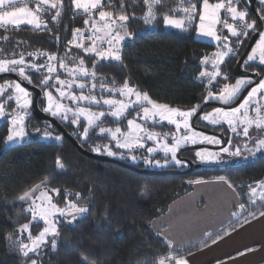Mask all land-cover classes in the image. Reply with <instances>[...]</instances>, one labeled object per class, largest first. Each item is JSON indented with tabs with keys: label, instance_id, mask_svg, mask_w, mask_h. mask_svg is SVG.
I'll return each mask as SVG.
<instances>
[{
	"label": "trees",
	"instance_id": "16d2710c",
	"mask_svg": "<svg viewBox=\"0 0 264 264\" xmlns=\"http://www.w3.org/2000/svg\"><path fill=\"white\" fill-rule=\"evenodd\" d=\"M64 2L66 10L58 24L53 25L51 19L47 18L48 28L51 31H33L30 26H21L19 30L11 29L7 32L0 29V37H9L7 42L0 39V48L4 49V54L11 58V53L14 51L26 54L45 50L64 56L67 42L72 38V29L84 26L83 17L73 18L71 0H64ZM118 2L119 0L116 6ZM176 2L177 0H161L155 10L163 11L164 7ZM192 2H196L197 7L202 4V0H192ZM209 2L213 3V0ZM126 6L127 12L130 15L134 12L137 18L130 19L128 22L129 31L135 35L123 44L121 51L123 62L101 61L96 69L109 81L115 78L116 84L120 85L128 79L139 90L147 91L153 100L187 110L195 105H200L201 108L205 104L204 97L209 90L217 92L225 83L231 84L238 79L233 75V68L254 32H250V35L243 39L234 57L224 61L220 66L222 75L210 85L207 80L199 78L200 72L203 71L201 60L214 52L215 46L196 39L194 26L185 33H177L163 27L144 31L141 17L146 11V6L142 0L126 1ZM255 7L261 15L258 9H264V6L261 7L260 0H256ZM239 8L247 9L249 20L255 19L248 10L247 0H241ZM21 41L23 43L18 45ZM71 55L84 56L80 50L74 48ZM84 58L91 69L95 57L84 56ZM44 59L40 58L37 62L43 63ZM241 69L257 73L261 79L264 77V65L259 63L250 62L249 65H244L243 61ZM30 74L33 83L25 82L41 90L38 86L40 74ZM224 75H227V80H224ZM97 93H99L98 90ZM206 103L221 104L219 101L212 100ZM208 111L209 108H205L203 113ZM202 114L193 122L195 126L215 133H223L227 140L231 137L234 141L232 132L227 126L219 125L210 128L200 123ZM35 121L39 125L47 124ZM62 126L88 152H91L96 145L109 143L107 138L97 135V130L90 132L85 142L69 131V125ZM159 128L166 129L165 126ZM52 130L55 137L61 136L54 127ZM35 131H38L36 136L31 135L34 131L29 133L28 142L4 148L7 130L5 125L0 126V264H26V258L7 251V236L16 234L17 224L13 223L14 221L19 220L23 223L29 217L25 211L26 204L19 202L17 197L45 176L50 178L52 186L67 188L73 193L81 192L84 199L80 203L88 204L90 211L73 223L64 221L59 223L60 236L57 238L56 249L53 250L50 245L45 246L39 257L32 256L38 259L40 264H154L158 256L166 255L170 249L164 243V238L159 231L153 228L152 222L165 215L173 202L191 192L192 184L189 183L191 180L206 181L220 176L227 177L234 185L239 204L244 203L246 208L241 211L238 206H234L231 214L237 212L238 215H232L227 226L213 232L211 236H207L198 243L175 250L180 256L186 257L199 251L217 237L245 223V220L252 219L251 214L254 213L256 217L264 211V201H258L255 204L248 202L247 188L264 180V156L250 161H241L238 158L227 165L223 163L207 165L184 176L152 177L139 175L114 164L91 160L79 154L62 136L60 140L53 136L50 141H39L46 131L39 129ZM189 148H181L180 151H183L179 156L182 161L186 159L194 163L192 157L195 149ZM113 151H117L118 154L112 159L139 170H148L145 169L146 165L142 161L148 157L146 150L132 153L140 160L136 163L128 159V152L116 148H113ZM120 153H124L123 158ZM57 157H60L65 165L63 171L56 169ZM150 159L163 161L157 155ZM184 169L169 167L165 170L154 169V171ZM57 199L62 205L63 194ZM105 207L108 211L107 217L101 215ZM37 227L40 228V226ZM83 257H87L86 262ZM27 264H30V261Z\"/></svg>",
	"mask_w": 264,
	"mask_h": 264
},
{
	"label": "snow or ice",
	"instance_id": "6c2138e0",
	"mask_svg": "<svg viewBox=\"0 0 264 264\" xmlns=\"http://www.w3.org/2000/svg\"><path fill=\"white\" fill-rule=\"evenodd\" d=\"M143 3L146 11L141 19L146 25H151L157 16L155 8L161 0H143ZM240 3L241 0H217L216 3L202 0V11L198 12L197 3H193L192 0H181V4L186 6L170 11H182L184 13L182 17L175 18L167 13L163 14L166 26L182 30H187L186 23L191 25L198 15V35L219 42L217 44L219 50L201 60L202 65L211 64V71L205 69L200 72V77L206 78L210 85L222 75L219 66L224 63V58L229 54H235L236 51L230 46L229 36L219 34L217 25L227 29L231 37H236L237 44H242V38H247L250 31H258L257 20H249L247 9L238 7ZM260 3L264 4V0H260ZM116 5L117 0H71L73 18L82 16L84 26L72 29V38L67 42L64 56L36 50L26 54L14 51L9 58L4 54V49L0 48V73H15L20 81H26L28 84L33 83L30 73H39L38 86L47 100L43 110L61 121L75 125L76 134L85 142L90 132L98 129L97 135L104 136L109 143L94 146L92 151L97 153L116 156L118 153L113 151V148L123 149L129 153L130 159L136 160L137 157L132 154L134 150L145 149L146 142L152 141L153 146L146 148L149 155L163 152L165 158L163 164L160 160L150 158H146L145 163L164 167L169 164L184 166L185 162L178 158L177 153L185 144L226 143L228 146L222 147L220 152L236 157L241 156L242 151H247L252 156L264 151V136L259 138L250 136V130L253 128L258 132H264V79L254 82L249 77L238 78L234 84L225 83L217 92L209 90L204 97L205 103L212 99L222 105H232L239 99V103L234 107H217L200 117L211 125L226 124L232 133L246 138L242 146H233L231 137L223 141L221 138L198 132L193 128L191 119L199 111L200 105L187 110L174 108L153 100L147 91L139 90L128 79L117 85L115 78L109 81L103 74L98 73L96 69L101 61L123 62L121 54L123 44L126 39H131L135 35L128 28L130 19L137 18L135 13L130 15L127 12L126 0H119L118 6ZM65 10L64 0H0V29L7 32L11 29L19 30L21 25H28L33 31H51L48 28L47 18L58 24ZM221 10L225 13L223 17ZM258 11L262 13L259 17L260 21H264V9ZM0 39L7 42L9 37L4 36ZM56 39L58 41L59 37L57 36ZM19 43L23 41L18 42V45ZM73 47L79 49L84 56L95 57L91 69L87 66L84 56L71 55ZM29 57L32 59H28ZM40 58H45L43 63L37 62ZM256 61L264 65V31H259V39L244 60V65ZM223 78L228 79L227 75ZM248 86H251L250 89L241 99L243 90ZM0 97H4L0 100V119L9 115L11 123L4 143L7 145L20 142L27 136L25 117L32 105V94L22 86L21 82L5 81L0 84ZM8 101H14L20 111L7 113L5 105ZM130 111H136V115L132 119H127ZM108 117L117 124L115 128L104 126ZM125 119L127 123L122 128L119 123ZM165 121L175 126L174 132L162 134L146 126L149 122L155 125ZM44 136L51 137L52 133L46 131ZM169 137L171 143L168 142ZM55 139L60 140L62 137L56 136ZM253 140L254 143L250 147L249 143ZM120 156L123 158L124 153H120ZM195 156L202 162L220 159L219 152H211L206 148L197 150ZM55 164L58 171L65 169L60 157L56 158ZM216 180L223 181L229 188L235 190L227 177L220 176ZM189 183L201 184L205 181L197 179ZM249 189V203L255 204L257 198L264 201V180L256 182L255 187L249 185ZM61 194L64 198L63 206L57 199ZM17 199L27 205L25 211L29 214L25 222L21 223L19 220L13 222L17 224L16 250L19 255L26 258V264L28 261L30 264H40V261L32 256L39 257L45 246L50 245L53 250L56 249L57 238L60 236L59 218H63L67 223H73L90 211L88 204L80 203L84 199L81 192L73 193L70 189L52 186V181L47 176ZM238 208L243 211L246 205L240 203ZM107 214L105 207L101 215L107 217ZM232 215L237 216L238 213L233 212ZM251 215L255 216L254 213ZM260 215L264 216V211H261ZM40 222H43L44 226L34 235L31 229ZM227 234L226 232L225 235ZM211 235V232L205 233V236ZM219 238L221 237H217ZM7 239L11 241L12 235L9 234ZM215 242L213 240V243ZM164 243L170 251L166 255L158 256L154 264H188L186 258L176 253L172 240L164 237ZM83 260L86 262L87 257H83Z\"/></svg>",
	"mask_w": 264,
	"mask_h": 264
},
{
	"label": "crops",
	"instance_id": "0c3cea01",
	"mask_svg": "<svg viewBox=\"0 0 264 264\" xmlns=\"http://www.w3.org/2000/svg\"><path fill=\"white\" fill-rule=\"evenodd\" d=\"M238 205L239 198L233 188L223 181L206 180L192 184L191 192L173 202L152 226L163 238L172 240L177 250L202 241L207 237L206 232L223 229L232 219L231 209ZM227 233L184 257L188 264L264 263V216L253 217Z\"/></svg>",
	"mask_w": 264,
	"mask_h": 264
},
{
	"label": "rangeland",
	"instance_id": "374dc122",
	"mask_svg": "<svg viewBox=\"0 0 264 264\" xmlns=\"http://www.w3.org/2000/svg\"><path fill=\"white\" fill-rule=\"evenodd\" d=\"M142 2H143V0H142ZM261 4V3H260ZM183 6H186V5H182L181 4V0H177V2L175 3V4H173V5H171V6H167V7H164V10L162 11H158V10H155L156 11V13H157V16H156V19L153 21V23L151 24V25H146L145 23H144V21H143V23H144V31H153V30H156L157 28H159V27H163L164 29H166V30H171V31H174V32H177V33H185V32H187L188 31V29L189 28H191V26H194L195 27V30H196V32H195V38L196 39H198V40H201L202 39V41L203 42H211V44H216L217 43V41H214V40H212L211 38H209V37H204V36H201V35H198V27H199V16L198 15H196L195 16V18H194V20L192 21V23H191V25H187V23H186V28H187V30H182V29H178V28H176V27H173V26H166L165 24H164V21H163V14H165V13H167V14H169V15H171V16H173V17H175V18H180V17H182L183 15H184V13L182 12V11H175V12H173V11H170L171 9H177V8H182ZM262 6H264V4H261V7ZM201 9V10H200ZM202 11V4H201V7L199 8V7H197V11ZM198 11V12H199ZM77 17H82V16H77ZM143 20V19H142ZM264 22V21H263ZM264 31V30H263ZM259 39V38H258ZM257 39V40H258ZM127 40V39H126ZM207 42V43H208ZM74 48V47H73ZM75 50H79V49H76V48H74ZM216 51H218L217 49L214 51V52H216ZM81 52V51H80ZM214 52H212V53H214ZM211 53V54H212ZM211 54L209 55V56H211ZM236 55V54H235ZM229 58H232V56H227V57H225L224 58V61L225 60H227V59H229ZM252 63H259L258 61H256V62H252ZM223 64V63H222ZM221 64V65H222ZM220 65V66H221ZM219 66V67H220ZM202 67H203V71L205 70V69H207L208 71H211L212 70V68H211V64H208V65H202ZM0 74H6V73H0ZM199 78L200 79H202V80H207L206 78H202V77H200L199 76ZM262 79H264V77L262 78ZM5 81H12V80H6V79H3V80H1L0 81V84H2V83H4ZM207 83H208V80H207ZM235 83V81L234 82H232L231 84H234ZM209 84V83H208ZM98 90V92H99V89H97ZM9 91H11V90H9ZM85 91H87V90H85ZM218 91V90H217ZM42 92V91H41ZM31 94H32V92H31ZM32 98H33V94H32ZM4 99V97H0V100H3ZM209 100H212V99H209ZM212 101H217V100H212ZM9 102L11 103V104H9ZM38 102H39V107H40V109H41V111L43 112V113H45V114H47V115H49V116H51V117H53L52 115H50L49 113H47V112H45L43 109L46 107V105H47V100H46V97L43 95V92H42V95H41V98L38 100ZM5 108H6V112L7 113H14V110L15 111H20L19 109H17V106H16V103L14 102V101H8L7 103H6V105H5ZM214 108H217V106L216 107H212V108H209V111L208 112H211ZM136 111H139V109H136ZM136 111H130L128 114H127V119H132L133 117H135V115H136ZM205 113V112H204ZM53 118H56V119H58V121L62 124V125H69V131L71 132V133H73V135L74 136H77L78 137V135L76 134L77 133V129H75V128H73V126L70 124V122H68V121H61L58 117H53ZM126 123H127V120L125 119V120H122L120 123H119V126L120 127H122V128H124L125 127V125H126ZM200 123H203V124H206L208 127H210V128H215V127H217V126H219V125H211V124H209L207 121H204V120H201L200 119ZM36 123V121L34 120V118H33V115H32V108L30 107L29 109H28V115L25 117V130H26V132H27V136L22 140V141H20V142H12V143H9V144H4V148H10V147H13V146H16V145H21V144H23V143H26V142H28L29 140H30V135H29V133L31 132V131H35L36 129H39V130H44V131H47V132H53V130H52V127L50 126V125H48V124H37ZM3 126V125H5L6 126V130H7V135H8V130H9V128L11 127V123H10V116L9 115H6L4 118H2V119H0V126ZM225 126H227L226 124H224ZM35 126V127H34ZM104 126L105 127H112V128H115L116 126H117V124L115 123V122H113V120H112V118L111 117H108V118H106V122H105V124H104ZM147 127H149V129L150 130H152V131H156V132H159V133H170V132H174L175 131V126L174 125H169L166 121L165 122H162V123H157V124H155V125H153V124H151V122H149V124L148 125H146ZM161 126H165L166 127V129H160L159 127H161ZM228 127V126H227ZM97 130V133H98V129H96ZM81 131H82V128H81ZM198 132H201V131H198ZM204 133V132H203ZM205 134H207V133H205ZM207 135H210V136H212L211 134H207ZM232 135H233V140L234 141H232V143H233V146H236V145H243L244 143H245V140H246V138H244V137H242V136H237V135H235L234 133H232ZM53 133H52V136L51 137H45V136H43V137H41L40 139H39V141H42V142H47V141H50V139L51 138H53ZM250 136H252V137H254V138H259V137H261V136H264V132H258L255 128H253V129H251L250 130ZM55 137V136H54ZM81 139V138H80ZM82 140V139H81ZM83 141V140H82ZM168 142L169 143H171V137H169V140H168ZM254 143V140L252 141V142H250L249 143V146L251 147L252 146V144ZM151 146H153V142L152 141H147L146 142V147H145V149H137V150H134V152H138V151H141V152H143V150H146V148L147 147H151ZM204 146V147H203ZM217 146H220V145H213V144H185L182 148H184V147H197V149H195V151H194V153H193V157H192V159H193V161H194V164H204V165H212V164H218V163H223V165H227V164H230V163H233L235 160H237L238 158H240V160L241 161H250V160H253V159H256L257 157H260V156H264V151H261V152H258V153H256V155L255 156H252V155H250L247 151H242V155L241 156H239V157H236V156H230V155H228L227 153H222V152H220V150L219 151H216V150H214V149H212L211 147H217ZM226 146H228V145H226ZM198 147H200V148H198ZM204 148H206V149H208L209 151H211V152H219L220 153V159L219 160H217V161H204V162H202V161H200L198 158H196V156H195V152L197 151V150H200V149H204ZM121 151H123V152H127L126 150H123V149H120ZM91 153H93V154H97V155H101V156H105V157H108V158H112V157H114V156H108L107 154H105V153H103V152H101V153H97V152H94V151H92L91 150ZM146 154H147V156L148 157H146V158H150V157H152V156H159L160 158H162V160L164 161V154H163V152H157V153H154V154H151V156L149 155V153L146 151ZM145 158V159H146ZM128 159L131 161V162H134V163H136V162H139L140 160L138 159V158H136V160H132V159H130L129 158V154H128ZM145 159L144 160H142L143 162H144V164L146 165L145 166V169H148V170H154V169H156V170H165V169H167V168H169V167H174V168H179V169H183V168H185V169H187V164H185L184 163V166H177V165H175V164H169L168 166H164V167H160V166H155L154 164H152V165H150V164H146L145 163ZM169 159H170V157H169ZM157 160V159H156ZM163 161H161V163L163 164ZM184 169V170H185ZM251 186H253V187H255L256 186V183L255 184H253V185H251ZM248 188V202H249V191H250V189H249V186L247 187ZM19 201V200H18ZM258 201H261L260 199H258L257 198V200H256V202H258ZM20 202V201H19ZM250 204H252V203H250ZM61 206H63V204L61 205ZM26 207H27V205H26ZM221 214L223 215V212H221ZM60 219V222L61 221H64V222H66L63 218H59ZM38 226H40V228H38L36 225H34L33 227H32V232H33V234L35 235L36 233H38V231L40 230V229H42V227L44 226L43 225V222H40V224L38 225ZM36 230H38L36 233H34ZM17 236H18V234H17V232H16V234L14 235V236H12L13 237V239L10 241V240H8V243H7V251L9 252V253H11V254H16V255H19L18 254V252H17V248H18V241H17ZM43 249V248H42ZM19 256H21V255H19ZM30 256H32V254H30ZM22 257V256H21Z\"/></svg>",
	"mask_w": 264,
	"mask_h": 264
},
{
	"label": "water",
	"instance_id": "95a60500",
	"mask_svg": "<svg viewBox=\"0 0 264 264\" xmlns=\"http://www.w3.org/2000/svg\"><path fill=\"white\" fill-rule=\"evenodd\" d=\"M255 2L256 0H247V6H248V10L249 12L255 17V19L257 20L258 23V31L254 32V34L251 36V38L248 41V44L242 54V56L238 59V61L236 62L234 68H233V75L236 78H245V77H249L252 78L254 82H258L261 77L257 74V73H250L247 71H244L241 69V64L244 61V59L247 57L248 53L250 52L251 48L253 47V45L255 44V42L257 41V39L259 38V31H263L264 29V22L260 21L259 17L260 15L258 14L256 7H255ZM3 79H11L17 82H21L23 87H26L30 92L33 93V98H32V115L33 117L40 122L43 123H47L50 124L52 127H54L57 132H59L61 134V136L67 141L69 142L74 148L75 150L91 159V160H95V161H99V162H104V163H109V164H114L120 167H123L127 170H130L134 173H137L139 175H143V176H152V177H166V176H184V175H188L190 173H192L195 170H198L200 168L206 167L207 165L204 164H194L192 161L186 160L184 159L185 163L187 164V169L185 170H176V171H154V170H139L136 169L134 167H131L129 165H126L120 161H117L115 159L112 158H108L105 156H101V155H97V154H93L91 152H88L86 150H84L79 144L78 142L64 129V127L62 126V124L57 121L55 118L43 113L39 107H38V100L41 98L42 92L40 89L30 86L28 85L25 81H20V78L16 75V74H12V73H6V74H0V81ZM251 86L246 87L241 95V99L243 97V95L247 94V91L250 89ZM239 103V99L232 105H222V104H218V103H205L203 104V106L199 109V111L195 114L194 118H192V126L193 128L196 129V131H201L207 134H211L214 135L218 138H221L223 141H227V138L223 135V133H215L212 131H208L205 130L203 128H199L197 126H195L193 124V122L195 121L196 117H198L200 114L203 113L205 108H210V107H234L236 106V104ZM73 128L77 129L75 125H72ZM38 133V131H34L32 132V136H36ZM227 144H221L220 146L217 147H211L212 149L219 151L222 147H225ZM204 147V146H203ZM199 148V147H198ZM189 149H197V147H190ZM183 150L179 151L177 153L178 158L180 159V154L182 153Z\"/></svg>",
	"mask_w": 264,
	"mask_h": 264
},
{
	"label": "built area",
	"instance_id": "2783aa9c",
	"mask_svg": "<svg viewBox=\"0 0 264 264\" xmlns=\"http://www.w3.org/2000/svg\"><path fill=\"white\" fill-rule=\"evenodd\" d=\"M126 1H129V0H126ZM196 1H197V0H196ZM216 2H217V0H213V3H216ZM240 4H241V3H240ZM29 6H30V5H29ZM239 6H240V5H238V7H239ZM224 15H225L224 11L221 10V16L223 17ZM229 22L231 23L232 21L229 19ZM51 23H52L53 25H56V23H54V22H52V21H51ZM217 28H218V30H220V31H219V34H221V35H228V36H229L230 46L237 50V47L239 46V44H237V38H236V37H231L230 34L227 32V29H222V26H221V25H217ZM250 32H251V31H250ZM242 39H245V38H242ZM207 42H208V41H207ZM207 42H206V43H207ZM208 43H211V42H208ZM218 43H219V42H217L216 44H214V46H215V50H216V49L219 50V49L217 48V44H218ZM221 47H222V44H221ZM235 54H236V51H235ZM235 54H229V56L234 57Z\"/></svg>",
	"mask_w": 264,
	"mask_h": 264
},
{
	"label": "flooded vegetation",
	"instance_id": "af4514ba",
	"mask_svg": "<svg viewBox=\"0 0 264 264\" xmlns=\"http://www.w3.org/2000/svg\"><path fill=\"white\" fill-rule=\"evenodd\" d=\"M250 73H253L254 74V72H250ZM6 80H11V79H6ZM12 81H14V80H12ZM33 94V93H32ZM31 108H32V105H31ZM34 118V117H33ZM34 120H36L35 118H34Z\"/></svg>",
	"mask_w": 264,
	"mask_h": 264
}]
</instances>
